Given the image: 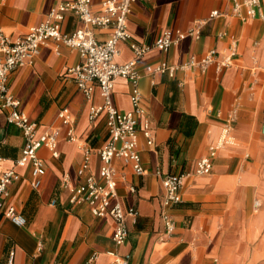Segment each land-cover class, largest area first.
I'll list each match as a JSON object with an SVG mask.
<instances>
[{
	"label": "crops",
	"instance_id": "0c3cea01",
	"mask_svg": "<svg viewBox=\"0 0 264 264\" xmlns=\"http://www.w3.org/2000/svg\"><path fill=\"white\" fill-rule=\"evenodd\" d=\"M68 0H0V28L10 38L25 33L46 19L51 7ZM102 0H91L99 9ZM242 0H135L127 27L138 42L153 41L164 29L175 33L198 26L167 51L151 49L137 61L143 112L137 114V148L144 167L136 173L130 163L114 158L116 193L123 206L137 209L127 220L124 243L112 240L113 221L106 213L94 215L86 203L71 204L63 174L76 181V169L89 155L97 178L101 161L96 147L108 137L101 113L90 121L88 111L101 96L97 86L86 97L67 73L80 60L79 52L53 39L43 43L31 64L8 74L10 91L20 108L37 123V133L57 127L58 155L41 146L45 172L38 187L31 184V164H16L24 144L22 130L7 122L0 107V172L14 168L19 178L8 185L0 203V264H85L96 253V264L115 251L136 264H264V0L254 16ZM219 13L209 16L211 10ZM81 24L72 9L66 11L61 30ZM104 39L106 28H95ZM119 62L132 52L118 41ZM209 49L215 57L204 67L186 65ZM166 60L167 72L147 73V65ZM224 62V63H223ZM129 82L114 80L112 101L122 110L131 107ZM68 107L71 123L57 116ZM148 121L153 144L142 133ZM229 125L232 141L219 146L211 172L197 174L195 162L207 153L222 128ZM72 128L75 140L67 138ZM183 173L181 200L168 208L173 229L167 231L160 216L163 187L156 173ZM13 207L26 222L14 223L5 210Z\"/></svg>",
	"mask_w": 264,
	"mask_h": 264
},
{
	"label": "built area",
	"instance_id": "2783aa9c",
	"mask_svg": "<svg viewBox=\"0 0 264 264\" xmlns=\"http://www.w3.org/2000/svg\"><path fill=\"white\" fill-rule=\"evenodd\" d=\"M135 0H102L97 11L91 8V0H68L57 3L51 7L45 20L17 36L10 38L0 28V107L5 110L6 120L18 126L24 136V144L16 164H31V184L38 187L41 177L45 172L43 159L38 155L41 146L47 147L53 156L58 155L57 127L49 126L43 132L37 133L36 121L30 119L26 112L20 108V99L9 89L8 74L11 70L31 64L39 52L40 46L49 39L63 43L79 52L80 60L69 66L67 73L75 81L77 88L86 96L90 97L95 86L98 87L101 101L91 105L88 111L90 121L103 113L106 120L108 137L105 142L96 147L101 161L99 167L100 179H97L90 171L89 155L91 146H84V158L76 169V181L71 182L68 174H63L61 185L69 190L68 201L71 204L86 203L91 212L96 216L108 213L112 217L113 231L112 240L115 244L125 242L128 235L127 220L129 216H135L137 209L124 207L117 198L116 177L117 171L113 164L114 158H121L130 163L136 173H143L144 167L137 148V114L143 112L141 105V91L139 78L141 72L137 67L138 59L151 49L167 51L171 44L183 38L187 34L198 35V26L191 27L186 31L177 29L172 33L170 29H164L151 42H138L131 37L127 27L128 15L131 11L132 2ZM260 0L235 1L233 9L238 12L241 5L246 8L247 16H254L259 10ZM72 9L81 24L70 32L61 30V21L66 11ZM219 11L213 9L209 16L217 15ZM95 28H106L107 35L99 39L94 33ZM118 41L127 42L132 56L123 62L115 59L118 53ZM215 57V49H209L199 60L190 58L186 65L206 66ZM224 63V62H223ZM176 66L166 60L147 65V73L167 72L173 75ZM116 77L125 78L129 84V100L131 107L122 110L114 105L112 91ZM57 116L65 123H71L68 107L59 109ZM142 133L148 145L153 144V137L145 120ZM67 138L75 140L77 137L70 127ZM232 141L229 134V125L222 128L221 134L215 142L209 144L205 155L200 156L195 162L194 172L207 174L211 172L212 160L220 145ZM163 192L161 195L160 216L167 231L173 229V221L168 213V208L181 200L180 188L183 182V173H161ZM19 173L14 168H6L0 172V203L8 193V185L18 179ZM5 214L16 224L23 225L25 216L8 207ZM110 259L104 264H136L115 252L108 251ZM96 253H92L85 264H96Z\"/></svg>",
	"mask_w": 264,
	"mask_h": 264
}]
</instances>
